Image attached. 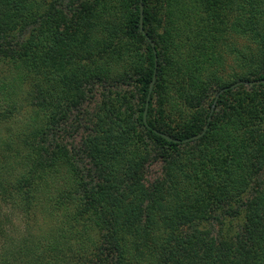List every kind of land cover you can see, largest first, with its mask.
<instances>
[{"label": "trees", "instance_id": "obj_1", "mask_svg": "<svg viewBox=\"0 0 264 264\" xmlns=\"http://www.w3.org/2000/svg\"><path fill=\"white\" fill-rule=\"evenodd\" d=\"M259 80L264 0H0V264H264Z\"/></svg>", "mask_w": 264, "mask_h": 264}, {"label": "rangeland", "instance_id": "obj_2", "mask_svg": "<svg viewBox=\"0 0 264 264\" xmlns=\"http://www.w3.org/2000/svg\"><path fill=\"white\" fill-rule=\"evenodd\" d=\"M65 130L66 132H68V134L70 136H72L71 138L68 136V141L70 144L73 145H79L80 143V139L82 137V132L80 131V133L76 134V128H77V122L76 120H71L66 126H65ZM161 164H152L149 167L146 168L145 170V179H146V184L147 185H151V183L154 181V179L161 173ZM254 190H262L264 191V172L260 175V177L257 179V181L255 182V184L253 185ZM242 224L241 221H227L225 226L222 228L223 232H228L230 234H234L239 228L240 225ZM207 228H210L209 226H206ZM215 230H220L221 227H212Z\"/></svg>", "mask_w": 264, "mask_h": 264}, {"label": "water", "instance_id": "obj_3", "mask_svg": "<svg viewBox=\"0 0 264 264\" xmlns=\"http://www.w3.org/2000/svg\"><path fill=\"white\" fill-rule=\"evenodd\" d=\"M143 6H141V30L142 31H144V27H143ZM155 81H156V76H154V78H153V81H152V83H151V86H150V90H149V95H148V99H147V101H146V107H145V113H144V120L146 121V118H147V112H148V108H149V101H150V96H151V92L153 91V88H154V84H155ZM240 84H245V85H260V84H264V80H259V81H251V82H239V83H237V84H234L232 87L233 88H235L236 86H238V85H240ZM224 91H226V90H222L221 92H220V94L221 93H223ZM219 94V95H220ZM219 95H217V97H216V99H215V103L213 104V106H212V110H211V114L213 113V111H214V109H215V104H216V102H217V100H218V97H219ZM211 118H209V120H210ZM207 129H208V126L205 128V130H204V132L203 133H201V134H199V135H197V136H194V137H192V138H190V139H187V140H185L186 142H188V141H194V140H197V139H199L200 137H202L204 134H205V132L207 131ZM166 139H168V140H171V138H169L168 136H166V135H163Z\"/></svg>", "mask_w": 264, "mask_h": 264}]
</instances>
